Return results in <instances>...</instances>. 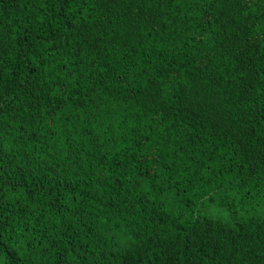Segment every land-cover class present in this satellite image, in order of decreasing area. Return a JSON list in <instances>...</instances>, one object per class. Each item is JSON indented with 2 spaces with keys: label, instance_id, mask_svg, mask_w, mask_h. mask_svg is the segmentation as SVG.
<instances>
[{
  "label": "trees",
  "instance_id": "trees-1",
  "mask_svg": "<svg viewBox=\"0 0 264 264\" xmlns=\"http://www.w3.org/2000/svg\"><path fill=\"white\" fill-rule=\"evenodd\" d=\"M0 264H264V0H0Z\"/></svg>",
  "mask_w": 264,
  "mask_h": 264
}]
</instances>
